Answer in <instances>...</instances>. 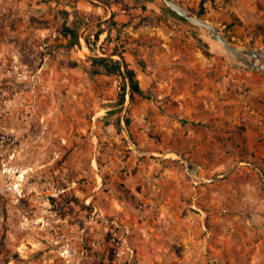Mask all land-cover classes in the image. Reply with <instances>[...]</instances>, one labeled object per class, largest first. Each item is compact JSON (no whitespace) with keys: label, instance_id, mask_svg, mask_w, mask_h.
<instances>
[{"label":"rangeland","instance_id":"rangeland-1","mask_svg":"<svg viewBox=\"0 0 264 264\" xmlns=\"http://www.w3.org/2000/svg\"><path fill=\"white\" fill-rule=\"evenodd\" d=\"M204 10L264 47V0ZM219 41L161 0H0V264H264V70Z\"/></svg>","mask_w":264,"mask_h":264},{"label":"trees","instance_id":"trees-1","mask_svg":"<svg viewBox=\"0 0 264 264\" xmlns=\"http://www.w3.org/2000/svg\"><path fill=\"white\" fill-rule=\"evenodd\" d=\"M92 1V0H91ZM102 2H106V0H100ZM204 2L205 0H202V6L201 10L199 11V14L202 15L204 13ZM171 12L176 13L174 10L171 8L167 7ZM115 14H112L111 17L107 20H100L96 23H94V27L100 26V29L97 31V36H99L102 32L105 31V28H102L103 23L109 22L114 18ZM179 15V14H178ZM181 16V15H180ZM182 17V16H181ZM184 18V17H182ZM186 19V18H184ZM68 33L72 34V39L74 40V43H79L80 42V35L77 30L74 29H67L66 30ZM93 64L98 67V69H101L100 67H105L108 71H114V72H121L124 77H125V86L122 94V104L125 103L126 101V92H127V80L129 79L130 87H131V97L134 98L135 94H141V95H146L145 90L143 89L140 79L137 75V72L129 67V63L124 60V65L126 67V70H122V63L120 60H113L112 58L106 57V56H90ZM129 122V120L127 119Z\"/></svg>","mask_w":264,"mask_h":264},{"label":"water","instance_id":"water-1","mask_svg":"<svg viewBox=\"0 0 264 264\" xmlns=\"http://www.w3.org/2000/svg\"><path fill=\"white\" fill-rule=\"evenodd\" d=\"M161 1L167 7L171 8L172 10H174L176 13H178L182 17L186 18L187 20L191 21L192 23H194L198 26H202V27L206 28L207 30L210 31V33L214 37H216L220 41L226 42L229 47H232L233 50L238 51L239 46H236V45L230 43L228 41V39L226 38V36L220 31V29L213 22H211L209 19L202 17L199 14H196L186 4H184L180 0H161ZM241 48H242L241 51H238L237 53H235L238 55V57L240 59L247 62L250 66L264 70V68H262L260 65V64H262V62L257 61V57H260V55L258 53L259 49H248V48H243V47H241ZM243 53H248V54L252 55L254 58L252 60H248V59L243 57V55H242ZM255 61L257 62V64H255Z\"/></svg>","mask_w":264,"mask_h":264},{"label":"bare ground","instance_id":"bare-ground-1","mask_svg":"<svg viewBox=\"0 0 264 264\" xmlns=\"http://www.w3.org/2000/svg\"><path fill=\"white\" fill-rule=\"evenodd\" d=\"M215 48H216V50L217 51H219V52H224V53H228V54H235V53H237L238 51H241V47H238V51H236V50H233L232 49V47H229L228 45H227V43L226 42H223V41H219V42H217L216 43V45H215ZM240 53V52H239ZM258 53H259V55H260V57H261V59H262V64H260L261 65V67L262 68H264V47H260L259 48V50H258ZM261 62V61H260ZM255 64H257V62L255 61Z\"/></svg>","mask_w":264,"mask_h":264},{"label":"crops","instance_id":"crops-1","mask_svg":"<svg viewBox=\"0 0 264 264\" xmlns=\"http://www.w3.org/2000/svg\"><path fill=\"white\" fill-rule=\"evenodd\" d=\"M58 1V0H57Z\"/></svg>","mask_w":264,"mask_h":264}]
</instances>
